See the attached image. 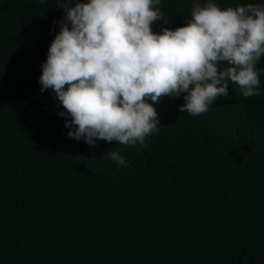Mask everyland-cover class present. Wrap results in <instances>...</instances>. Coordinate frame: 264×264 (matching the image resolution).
<instances>
[{"label": "trees", "instance_id": "1", "mask_svg": "<svg viewBox=\"0 0 264 264\" xmlns=\"http://www.w3.org/2000/svg\"><path fill=\"white\" fill-rule=\"evenodd\" d=\"M63 2L0 0V264H264V56L260 95L229 81L198 116L183 94L149 100L159 125L143 143L90 147L39 82ZM195 3L161 0L170 23L153 31L185 25Z\"/></svg>", "mask_w": 264, "mask_h": 264}, {"label": "clouds", "instance_id": "2", "mask_svg": "<svg viewBox=\"0 0 264 264\" xmlns=\"http://www.w3.org/2000/svg\"><path fill=\"white\" fill-rule=\"evenodd\" d=\"M161 0H64V16L41 65V92L51 89L64 111L67 135L123 145L143 143L157 129L149 100L183 94L182 113L198 116L228 82L244 98L260 95L257 62L264 56V6L219 7L195 3L191 19L157 33L170 23ZM222 62L227 66L218 70ZM117 166L128 162L109 151Z\"/></svg>", "mask_w": 264, "mask_h": 264}]
</instances>
